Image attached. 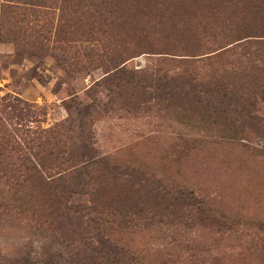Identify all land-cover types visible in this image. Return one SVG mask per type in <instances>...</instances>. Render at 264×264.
<instances>
[{"label": "rangeland", "instance_id": "374dc122", "mask_svg": "<svg viewBox=\"0 0 264 264\" xmlns=\"http://www.w3.org/2000/svg\"><path fill=\"white\" fill-rule=\"evenodd\" d=\"M0 264H264V0H0Z\"/></svg>", "mask_w": 264, "mask_h": 264}, {"label": "trees", "instance_id": "16d2710c", "mask_svg": "<svg viewBox=\"0 0 264 264\" xmlns=\"http://www.w3.org/2000/svg\"><path fill=\"white\" fill-rule=\"evenodd\" d=\"M30 131V132H29ZM36 131L35 130H33V131H31V130H29V129H26V136L28 135V133H35ZM19 138V140H21V141H17V143L19 142V144L21 143V145L23 144L24 145V147H26V148H29V146H28V143H29V141H27V139L26 138H28V139H30V140H32V138L28 135V137H21V136H18ZM14 140H16V139H14ZM22 151H23V149H21ZM22 157L24 158V151L22 152ZM25 159V158H24ZM35 160H37V159H35ZM36 163L38 164V166L39 167H41V166H43L42 165V163H41V161H36ZM37 165H33V166H31L29 169H31V170H34L35 172H38L39 170H38V167ZM25 169L26 170H28V168L27 167H25ZM26 172H24V173H22V174H25Z\"/></svg>", "mask_w": 264, "mask_h": 264}]
</instances>
